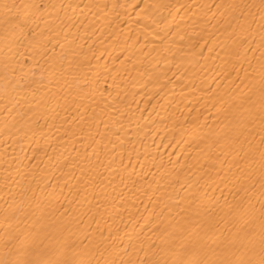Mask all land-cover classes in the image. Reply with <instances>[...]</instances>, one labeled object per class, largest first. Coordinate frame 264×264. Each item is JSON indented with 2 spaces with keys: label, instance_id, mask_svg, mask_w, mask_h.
<instances>
[{
  "label": "bare ground",
  "instance_id": "obj_1",
  "mask_svg": "<svg viewBox=\"0 0 264 264\" xmlns=\"http://www.w3.org/2000/svg\"><path fill=\"white\" fill-rule=\"evenodd\" d=\"M0 264H264V0H0Z\"/></svg>",
  "mask_w": 264,
  "mask_h": 264
}]
</instances>
